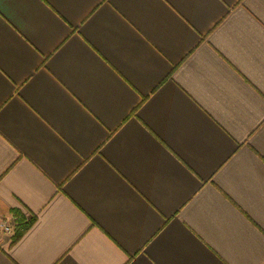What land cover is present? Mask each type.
<instances>
[{
  "label": "crops",
  "instance_id": "1",
  "mask_svg": "<svg viewBox=\"0 0 264 264\" xmlns=\"http://www.w3.org/2000/svg\"><path fill=\"white\" fill-rule=\"evenodd\" d=\"M0 264H264V0H0Z\"/></svg>",
  "mask_w": 264,
  "mask_h": 264
},
{
  "label": "trees",
  "instance_id": "2",
  "mask_svg": "<svg viewBox=\"0 0 264 264\" xmlns=\"http://www.w3.org/2000/svg\"><path fill=\"white\" fill-rule=\"evenodd\" d=\"M33 221H34V217L28 220H25L23 217H17L15 219V225L11 240L15 241L16 239H18L29 228V226L32 224Z\"/></svg>",
  "mask_w": 264,
  "mask_h": 264
},
{
  "label": "built area",
  "instance_id": "3",
  "mask_svg": "<svg viewBox=\"0 0 264 264\" xmlns=\"http://www.w3.org/2000/svg\"><path fill=\"white\" fill-rule=\"evenodd\" d=\"M0 230L7 234L13 233V224L9 221L0 220Z\"/></svg>",
  "mask_w": 264,
  "mask_h": 264
}]
</instances>
